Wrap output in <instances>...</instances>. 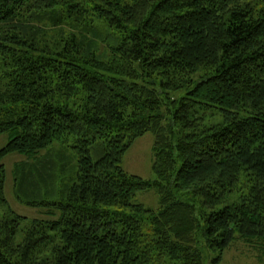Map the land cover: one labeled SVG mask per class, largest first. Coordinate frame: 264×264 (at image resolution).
Here are the masks:
<instances>
[{
    "label": "trees",
    "instance_id": "1",
    "mask_svg": "<svg viewBox=\"0 0 264 264\" xmlns=\"http://www.w3.org/2000/svg\"><path fill=\"white\" fill-rule=\"evenodd\" d=\"M5 132L0 264H202L199 245L214 263L237 237L264 247V0H0ZM146 133L153 182L120 167ZM69 140L66 191L27 202L58 217L2 212L3 159H27L18 200L53 196L48 150ZM241 180L247 193L217 209ZM151 188L157 212L132 204Z\"/></svg>",
    "mask_w": 264,
    "mask_h": 264
},
{
    "label": "rangeland",
    "instance_id": "2",
    "mask_svg": "<svg viewBox=\"0 0 264 264\" xmlns=\"http://www.w3.org/2000/svg\"><path fill=\"white\" fill-rule=\"evenodd\" d=\"M106 36V31L103 32V37ZM108 40V39H107ZM186 91L181 90L172 94L175 100L185 96ZM213 113V116L212 113ZM209 111L207 113V121L213 124L220 122V117L216 111ZM13 134L5 132L0 134V149H2L12 138ZM153 143L154 137L150 133H146L142 137L136 139L131 147L122 157L120 167L122 170L132 176L139 177L144 181L153 182L155 176L153 174ZM50 158L57 162V167L54 169L53 175L56 180V187L53 192L54 195L48 194L49 188L52 187H40L34 195L27 197H21V200L15 195L14 192V170L22 162H26L27 159L17 154L7 155L3 159V165L6 170V178L4 185V197L6 200V208H2L1 211L10 209L12 213L25 218L27 221L31 220H53L58 215L49 208L36 207L28 205L30 201H49L57 199L62 192L66 191V183L74 178L77 171V156L76 151L72 150L71 140L67 144L57 143L50 146L48 150ZM94 156V153H92ZM239 188V190L237 189ZM237 188L226 197H224V203L217 207L222 209L225 205H230L233 202L239 200V197L247 193V187L243 181L237 185ZM184 200H186L184 198ZM198 208L200 203L197 201H190ZM132 204L142 205L145 209L157 212L159 209V195L155 188L148 189L146 191L138 192L132 200ZM199 250L202 254V264H264V247L261 246L260 241L255 240L252 243H247L238 237L231 243V245L223 252L219 262L214 263L213 260L217 258L218 253L203 248L199 245ZM164 264H168L165 260Z\"/></svg>",
    "mask_w": 264,
    "mask_h": 264
}]
</instances>
